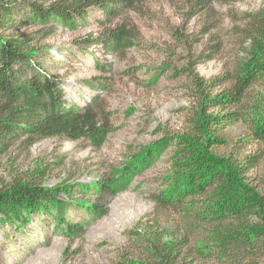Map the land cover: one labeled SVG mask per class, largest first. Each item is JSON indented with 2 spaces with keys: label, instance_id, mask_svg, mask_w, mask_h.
Instances as JSON below:
<instances>
[{
  "label": "rangeland",
  "instance_id": "rangeland-1",
  "mask_svg": "<svg viewBox=\"0 0 264 264\" xmlns=\"http://www.w3.org/2000/svg\"><path fill=\"white\" fill-rule=\"evenodd\" d=\"M52 1L38 0L43 6ZM209 3L208 10L200 11L189 0H132L123 7L114 5L113 16L88 9L84 21L71 26L48 19L0 31L9 39H22L26 51L34 49L28 56L33 68L52 81L69 107H91L100 128L98 141L82 134L30 143L20 134L0 153V187L41 171V187L62 204L45 203L34 213L22 211L11 224H1L0 264L144 261L153 236L183 239L184 264H225L196 257L188 249L200 245L202 234L172 209L156 205L153 195L170 180L169 148L152 161L142 160L158 141L182 129V108L190 102L187 69L208 79L231 71L245 57L247 44L233 34L232 16L254 12L264 0ZM116 24L137 33L122 52H106L102 42H75ZM204 44L214 45L215 57L194 63ZM217 133L225 140L216 148L220 154L259 158L246 175L252 185L262 184L264 143L250 137L240 121L221 125ZM128 166L138 171L130 181L120 179L119 169ZM105 177L119 181L116 191L102 190ZM95 185H101L98 199L91 194ZM93 202L103 212H92ZM58 214L80 223L83 235L69 233L64 222L58 226Z\"/></svg>",
  "mask_w": 264,
  "mask_h": 264
},
{
  "label": "trees",
  "instance_id": "trees-1",
  "mask_svg": "<svg viewBox=\"0 0 264 264\" xmlns=\"http://www.w3.org/2000/svg\"><path fill=\"white\" fill-rule=\"evenodd\" d=\"M132 0H54L43 6L38 0H0V31L11 25L23 26L35 21L58 19L67 26L84 21L88 9H99L113 16L114 5H129ZM202 11L216 0H189ZM224 3L233 0H219ZM233 34L246 43L245 57L231 71L208 79L187 69L190 78V102L182 110L180 133L168 134L155 148L146 151L142 160H154L158 152L169 148L170 180L166 189L154 194L156 205L170 208L189 220L204 239L194 255L225 264H264V181L252 185L247 173L258 164L257 156L235 158L232 152L220 154L224 145L218 135L221 125L242 122L248 135L264 143V5L254 12L232 16ZM52 28V27H49ZM136 31L123 24L107 26L96 34L89 33L75 42H102L106 52H122L133 44ZM23 40L9 39L0 33V153L20 135L28 142L38 139L90 135L98 141V117L91 107L74 109L59 99L60 91L49 78L31 64L34 49L23 47ZM214 45L204 44L193 62L215 57ZM103 130H106L104 128ZM97 135V136H96ZM137 166L119 169V178L130 181ZM41 171L27 180L15 179L0 187V225L19 220L22 211L34 213L45 203L59 207L50 199V189L41 187ZM122 181H120L121 183ZM104 189L116 191L114 178L100 180ZM124 184V183H123ZM121 184V185H123ZM93 193L100 198L101 185ZM120 189V188H119ZM85 194V190L78 191ZM92 212L101 213V208ZM54 219L65 223L69 233L82 236L85 229L63 214ZM23 221V220H21ZM183 239L153 236L151 252L144 261L117 264H184L187 253H181Z\"/></svg>",
  "mask_w": 264,
  "mask_h": 264
}]
</instances>
